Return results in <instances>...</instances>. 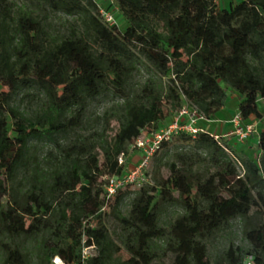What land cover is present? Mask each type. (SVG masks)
Masks as SVG:
<instances>
[{"label":"trees","instance_id":"16d2710c","mask_svg":"<svg viewBox=\"0 0 264 264\" xmlns=\"http://www.w3.org/2000/svg\"><path fill=\"white\" fill-rule=\"evenodd\" d=\"M220 1L117 0L123 28L93 0H0V264H80L83 246L95 247L86 264H264V132L257 162L205 129L162 144L156 154L186 143L153 185L108 199L99 182L104 167L127 174L130 146L167 122L164 104L211 120L229 90L243 122L264 120V0ZM110 100L91 124V106ZM235 223L242 243L212 262L209 243Z\"/></svg>","mask_w":264,"mask_h":264},{"label":"rangeland","instance_id":"374dc122","mask_svg":"<svg viewBox=\"0 0 264 264\" xmlns=\"http://www.w3.org/2000/svg\"><path fill=\"white\" fill-rule=\"evenodd\" d=\"M236 1L237 0H221L220 5L222 8L230 10V9H232V7ZM117 18L119 20L120 26H122L124 28L125 22L123 21V19L119 15V13L117 14ZM65 19H66V17L64 15H58V17L53 18V30L55 33L63 30L62 23H64ZM147 77H148V73L145 71H142L140 74L136 75L134 78V81H133L134 87L135 88L141 87V85H143V83L145 82ZM2 91H8V88L6 86H4L3 84H0V92H2ZM228 95H229V97H228V101L225 105V111H222V112L229 113L230 115L232 114V118L230 120V121H232L234 116L237 113H240V104L242 101H240V99H239L240 95H238L237 93H231V91L228 90ZM20 98L21 97L19 96L16 99V102H18ZM113 103L114 102L112 100H110V101H104V102H99L97 104H93L90 108L89 116H88L90 123L92 124L95 116L102 115L106 109H108L109 107H111L113 105ZM21 105L24 108L26 106H29L28 100L27 99L24 100V102H22ZM262 106H264V100H261V99L257 100V107L259 110L262 108ZM164 109H165V113L167 116V122L161 128L166 126L171 121L172 116H173L172 114L174 112L168 104H164ZM222 112H221V114H223ZM247 121L248 122H243V124L254 125L255 130H256L254 133H252L249 136V138H247L245 141H239V139L234 134L235 128L233 127V129H231L232 133H231L230 137L229 138L224 137V139H228L232 149L235 152L244 153V154L248 155L250 158L255 159L257 162L259 152L257 151V144L256 143H257V137H258L259 133L264 132V120H258V119L251 117ZM201 123L203 125L205 124L204 122H201ZM111 126L116 127V123L111 124ZM233 126H234V124H233ZM110 131L111 130H108V134L112 133V131L111 132ZM222 133H220L217 136L221 137L220 135ZM214 135H216V134H214ZM147 137H149V133L147 131H145L144 133L141 134L142 139H146ZM185 144L186 143H180V142L175 140L169 146L162 148L156 155H154L152 157V159L149 161L148 167L145 170V176H146L147 180L143 184L153 185L155 176L157 178H160L161 176L165 177L168 174V170L164 166H161L159 168V164H158L159 160H164V161L165 160H173L174 159L173 154L176 152L177 148H180ZM130 155H131V157H130V161H129L128 165L130 167H135V166L139 165L141 162V158H142V152L139 150L130 151ZM102 174H104V175L102 178L99 179V182L103 181L104 183H107L110 178L114 177L112 174V171L108 167L103 168ZM131 197H132V194H130L126 197L125 203L123 205L124 211L128 210L127 204H128L129 198H131ZM6 201H7V199L5 198L4 202L6 203ZM110 202L113 203L114 200L113 201L111 200ZM105 212H109V208H107L105 210ZM178 212H179V210H177V209H169L167 215L163 219V223L166 227H169V222H172L175 219ZM111 223H112V220L110 219L109 225ZM95 224H96V222L93 223V225H95ZM230 243H235V244H241L242 243L241 236H240V227L237 223L234 224L233 228H231L227 232L220 234L217 238H215L214 240H212L209 243L210 260L212 262H215L216 259L222 253V251L225 248H227ZM120 257L122 259L126 260L129 258V255L125 251H122ZM1 259H2V253L0 251V261H1ZM157 264H170V260L166 258V259L159 261Z\"/></svg>","mask_w":264,"mask_h":264},{"label":"built area","instance_id":"2783aa9c","mask_svg":"<svg viewBox=\"0 0 264 264\" xmlns=\"http://www.w3.org/2000/svg\"><path fill=\"white\" fill-rule=\"evenodd\" d=\"M99 10L101 18L110 26H120L117 14L119 13V7L117 0H93ZM201 122H210L203 115H201L196 109L185 105L179 112H176L172 116V120L163 128L159 129L155 133H150L149 137L137 139L129 148V151L139 150L142 152V158L139 165L130 167L128 165V172L125 176L118 178L113 177L108 180L107 191L108 199L115 195L118 188L131 185L134 189L140 188L144 182H146L145 170L148 167L149 161L160 149L163 143H169L175 136L180 134H188L196 136L201 132H205V129L200 126ZM232 123L234 124V134L239 141H245L249 136L254 133L255 126L250 124H243L241 113H237ZM143 131L142 133H144ZM214 135V134H213ZM217 140L219 136L214 135ZM119 165H125V155L121 154L118 158ZM106 209L103 208V211ZM85 243V240L83 241ZM95 252L94 246H83L81 251L80 264H86ZM52 264H76L74 262L69 263L63 260L59 256L52 258ZM243 264H253L251 257H246Z\"/></svg>","mask_w":264,"mask_h":264},{"label":"crops","instance_id":"0c3cea01","mask_svg":"<svg viewBox=\"0 0 264 264\" xmlns=\"http://www.w3.org/2000/svg\"><path fill=\"white\" fill-rule=\"evenodd\" d=\"M239 97H240L239 98L240 101H242V97L241 96ZM222 111H225V107L217 113L215 119H211L210 122H204L205 123L204 125L200 123V126L206 129L207 131H210L212 134L219 135L220 133L223 132L220 136L229 138L232 133L231 129H233L234 127L232 121H230L232 118V114L230 115L229 113H224ZM221 112L223 114H221Z\"/></svg>","mask_w":264,"mask_h":264}]
</instances>
